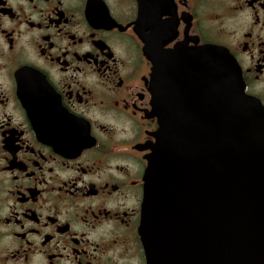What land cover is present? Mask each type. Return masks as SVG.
Segmentation results:
<instances>
[{
  "label": "flooded vegetation",
  "instance_id": "af4514ba",
  "mask_svg": "<svg viewBox=\"0 0 264 264\" xmlns=\"http://www.w3.org/2000/svg\"><path fill=\"white\" fill-rule=\"evenodd\" d=\"M213 45L264 107V0H0V264H146L151 63Z\"/></svg>",
  "mask_w": 264,
  "mask_h": 264
},
{
  "label": "water",
  "instance_id": "95a60500",
  "mask_svg": "<svg viewBox=\"0 0 264 264\" xmlns=\"http://www.w3.org/2000/svg\"><path fill=\"white\" fill-rule=\"evenodd\" d=\"M143 7L152 116L139 236L146 264H264V107L222 47L164 50Z\"/></svg>",
  "mask_w": 264,
  "mask_h": 264
}]
</instances>
